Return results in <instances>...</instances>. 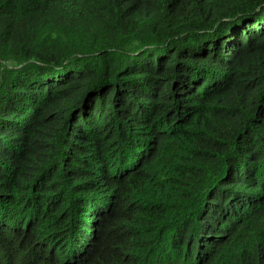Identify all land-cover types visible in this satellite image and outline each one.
Here are the masks:
<instances>
[{"label": "trees", "instance_id": "trees-1", "mask_svg": "<svg viewBox=\"0 0 264 264\" xmlns=\"http://www.w3.org/2000/svg\"><path fill=\"white\" fill-rule=\"evenodd\" d=\"M23 250L264 264V0H0V264Z\"/></svg>", "mask_w": 264, "mask_h": 264}, {"label": "clouds", "instance_id": "clouds-1", "mask_svg": "<svg viewBox=\"0 0 264 264\" xmlns=\"http://www.w3.org/2000/svg\"><path fill=\"white\" fill-rule=\"evenodd\" d=\"M217 213H218L217 222L220 224L221 228L224 230L232 229L233 227L232 217L226 212H217ZM27 255L28 254L25 253V250L19 252L18 263L21 264L25 260ZM5 264H7L6 261ZM33 264H60V263L57 261H48L45 258L37 255Z\"/></svg>", "mask_w": 264, "mask_h": 264}]
</instances>
